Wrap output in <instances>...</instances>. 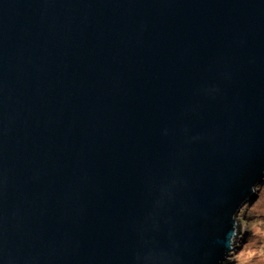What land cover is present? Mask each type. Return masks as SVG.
I'll return each instance as SVG.
<instances>
[{
  "label": "water",
  "instance_id": "water-1",
  "mask_svg": "<svg viewBox=\"0 0 264 264\" xmlns=\"http://www.w3.org/2000/svg\"><path fill=\"white\" fill-rule=\"evenodd\" d=\"M264 182V0H0V264H226Z\"/></svg>",
  "mask_w": 264,
  "mask_h": 264
},
{
  "label": "rangeland",
  "instance_id": "rangeland-1",
  "mask_svg": "<svg viewBox=\"0 0 264 264\" xmlns=\"http://www.w3.org/2000/svg\"><path fill=\"white\" fill-rule=\"evenodd\" d=\"M237 219L241 231L226 264H264V182L256 199L241 209Z\"/></svg>",
  "mask_w": 264,
  "mask_h": 264
},
{
  "label": "trees",
  "instance_id": "trees-1",
  "mask_svg": "<svg viewBox=\"0 0 264 264\" xmlns=\"http://www.w3.org/2000/svg\"><path fill=\"white\" fill-rule=\"evenodd\" d=\"M248 204H250V203H248ZM240 212H241V211H240ZM240 212H239V213H240Z\"/></svg>",
  "mask_w": 264,
  "mask_h": 264
},
{
  "label": "bare ground",
  "instance_id": "bare-ground-1",
  "mask_svg": "<svg viewBox=\"0 0 264 264\" xmlns=\"http://www.w3.org/2000/svg\"><path fill=\"white\" fill-rule=\"evenodd\" d=\"M245 206H246V205H245ZM245 206H244V207H245Z\"/></svg>",
  "mask_w": 264,
  "mask_h": 264
}]
</instances>
